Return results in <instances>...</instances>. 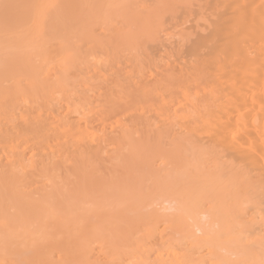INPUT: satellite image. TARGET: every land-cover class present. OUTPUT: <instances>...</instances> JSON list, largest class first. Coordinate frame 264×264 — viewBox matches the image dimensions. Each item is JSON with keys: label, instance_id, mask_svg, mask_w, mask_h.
<instances>
[{"label": "bare ground", "instance_id": "obj_1", "mask_svg": "<svg viewBox=\"0 0 264 264\" xmlns=\"http://www.w3.org/2000/svg\"><path fill=\"white\" fill-rule=\"evenodd\" d=\"M52 1L54 2L56 0ZM30 2L27 3V8L24 7V9L26 8L24 11H29L31 6V13L29 11V15L31 14V16L20 10L23 15L19 12L20 17L17 16L16 19L14 17L15 20L13 21V19L10 20L9 17L7 20V16L4 18L3 13H1L2 21L4 19L6 21H4V24H1V26L4 25L1 31L7 26L10 29L9 31L5 28L7 32L14 34L17 25H19L18 27L22 26V24L23 26H25V24L30 25L32 24L30 23L31 20V22H33V30L35 31L36 29L37 32V34L34 33V37L37 36L36 38L39 39L38 32H42L43 27L41 24L45 21L44 19V21H42V15H47L49 11L48 8L50 7L47 8L48 10L45 9V7L48 6V4L50 5V0L49 2L45 0V2H48L47 4L44 3L45 6H42V3L39 4L38 0H34V5L29 6ZM70 2V0H67L65 5L70 7ZM38 5H41V7ZM36 6H38L37 10L34 9ZM191 7H189V9ZM183 8L182 6V10ZM62 9L64 8L62 7ZM215 12L214 24L210 26L212 29L211 35L209 36L210 38H208L207 42L204 41L200 50L197 49L199 52L201 51L200 53H197L196 49H194L195 52L192 51L193 59L190 64L186 63L189 64L188 66L186 64H182L181 67L177 66L179 69H176L177 71L175 70L174 72L175 66L173 67V63L175 64V62L172 61V66L167 68L169 74L167 70H165L168 65L167 63L166 65L165 62L161 71H159L157 66L159 63H157L156 67H153L151 70L148 69V73L149 70L151 72L148 75L145 72V68L141 69L143 68L142 65L139 67L140 70L138 68L135 72L134 69L132 70L133 73H130L132 80H136L133 84L140 85L141 88V85H143V88L144 85H154L150 91L153 93V88L155 93L158 91V98H160L165 105L169 100V111L172 110V108H170L172 105L170 101L172 100H170L171 98H166L165 94H168V92L165 93L166 90L164 88L165 91L161 93L163 89H156L157 86L155 87V85L160 87L161 85H169L172 92L176 87H174V85H207L209 90L210 85H215V87H213V89L215 88V90H213L215 91V108L214 110L210 109L212 111L209 113L212 112V118L208 116L210 120H207V123L208 121H213L214 123L212 125H214V127L211 126V124H205L206 126H204V128L207 127L205 133H203V130H205L203 126H201L203 130L201 129L202 132L200 131L201 133L199 135V131L196 130L198 133L195 131L197 125L195 126L193 122L188 126L185 125L188 124L193 113H195L196 117L202 115V119L207 110L204 109V111H202V109L201 115L196 114V111L199 112V107H196L195 99L193 102L189 100L190 106H187V110H185L186 107L184 109L182 108L183 113L180 115L182 117L180 121L186 120L187 122L183 125L181 124L182 122H176L177 125L180 123L183 129L186 126L185 130H187V132H184L185 134L183 132V135L177 133L172 134L168 129L162 132L156 130L154 133L149 129H145L147 127H145V123L149 120L147 119L144 123V129L145 132L146 130L149 131L143 133V129H138L142 131L143 134L140 135V138L138 135L136 140V137L134 140L132 138L134 129H132L133 132L131 135L125 132L128 128L123 129L125 131L120 130L119 132H114L115 130H113V128L111 131L107 130L108 124H112L113 117L123 113V111L127 109L123 106L124 103H122L123 109H121L120 104L117 105L118 107L116 106V108H114L113 106L115 104H113L112 101V103H109L102 109L100 106V110L96 111L98 107L96 110L95 108L92 109L91 103L86 104V102L82 101L87 90L83 93V96L78 94L80 96L78 100L80 101L77 104L75 102V105H77L76 107L71 100L69 102L67 101L68 104L66 106H63V104L61 106L59 103L60 107L58 103L52 106L51 101L48 100L51 103L52 109L49 108V110L47 109L48 111L42 114L40 113L41 107L39 108V105H37V107L33 108L35 110L34 112H30V114L27 115L24 112L21 116H19V114L18 116L20 119L19 122L17 120V124H13V120L11 119L8 121V117L6 118L7 121H5L3 117L5 115H0V117L2 116V119L0 118V264H262V261H264V216L261 218V223L258 222L260 223L258 225L256 216L251 217L247 211H249V205L251 206L250 210H253L252 205L257 203L256 201H258V204L262 201L260 206L257 204L256 207V204H254V206L258 208L257 210L264 204V0H215ZM192 14H194V12ZM23 16H27L25 17L27 22H23V20H25ZM12 21L13 23H11ZM39 21H41V24ZM66 22L65 24H68ZM188 22L190 21L188 20ZM191 22L190 24L192 25ZM200 23H202V21H200ZM174 24L176 25V23H173L172 28ZM43 25L46 27L45 24ZM195 26V29H197L198 26ZM63 27L64 25L61 28L63 29L64 35L65 28ZM23 29H25V27ZM31 29L32 27L29 33H33ZM170 29L169 27V33H171ZM192 29L194 28L192 27ZM45 30H43V34L44 32L46 33L49 28L46 27ZM50 31L55 34L53 29ZM50 31L49 34L51 35L52 32L50 33ZM199 31L203 34L202 30L199 29ZM7 32L3 29V33H0V36L1 34L8 36V34H6ZM181 32L182 31L178 33V38L180 39H182L181 36H179ZM18 35L20 36V33ZM18 35L15 34L16 38ZM24 35L26 36L27 34L25 33ZM32 35L33 34H31V36ZM172 35L173 34L169 36L172 38ZM184 35L185 34H183V36ZM44 36L47 38L46 34H44ZM186 36H188V34H186ZM46 38L44 37L45 40L42 39V45L47 47L48 45L45 44ZM185 38H183V40ZM188 38L190 39V37ZM5 40L8 39L5 38ZM25 40H27V38ZM31 40H33V38H31ZM181 42L183 43L184 41ZM24 43L26 45L27 42L23 41V46L25 47ZM31 44L32 47H34L33 43ZM38 44L40 45L41 51L42 45L40 42ZM3 45L4 44L1 45L0 49L4 48ZM35 45H37V43ZM39 47H37V49ZM46 47L44 49L45 55L42 49V54L45 56L46 62V58L49 62V59L53 60V58L56 59L57 56H62V62L65 59L64 62L67 63L66 60L68 59L69 63L72 54L69 52V58L66 57L67 51H69L67 47L65 50L66 55L62 49L59 52L48 50ZM174 49L175 48H173V50ZM10 50L12 54V47H10ZM187 51H189V49ZM165 53L167 52H164V55ZM161 54L162 53H160V55ZM15 55L13 53L11 59H14ZM28 55L30 57V54ZM36 55L38 56L39 54ZM168 55L165 58L169 61ZM182 55L181 53L180 57ZM25 56L26 55H24V57ZM38 57L40 58L41 56ZM103 57L100 59L99 57L97 58L101 60ZM146 57L149 59L150 54ZM143 59L145 60V58ZM153 59L155 58L153 57ZM156 59L155 61L158 62L161 58L158 60ZM18 60L19 59L16 61L14 60L15 63H17ZM41 60L43 61V59ZM99 60L95 61L97 62L95 64L96 70L95 67L93 70L92 66L91 69L94 73V77L96 74V76H98L97 80L101 82L100 76L103 75H101L100 69L103 67L99 66L100 69L98 71L97 66L99 65ZM28 61L30 64V59ZM70 61H73V59ZM3 62L4 63L1 62L2 65L6 63L5 61ZM93 62L94 59H92V64ZM156 62L153 60L152 63L156 64ZM145 63L144 66L147 70V61ZM68 65H63L65 71H69L67 70ZM83 65L85 67L87 63H83ZM32 66L30 67L32 68ZM7 67L6 65L4 66V68ZM171 67H173V72L169 70ZM17 68L19 72L21 68L16 67L15 72ZM122 69L124 70V68ZM5 71H7V69H5ZM65 71L63 69V72ZM34 72L36 71L34 70ZM52 72L53 71H51V73ZM55 73L56 72L53 74ZM50 74L48 76H51ZM73 74L74 77L77 76V74L76 76L75 73ZM120 74H122V72H120ZM128 74L129 72L126 75ZM131 74H133V76H131ZM36 75L37 72L36 74L33 73L32 77H34V81L32 77L31 80L34 84L36 80V85H39L40 79H35ZM48 76L44 78V80L48 78L47 85L51 78H53L52 76L50 78ZM82 76L80 75V77ZM121 76L114 75L113 83L110 81L111 83L108 85H122L124 78L121 79ZM84 77L85 76H83L81 80H83ZM91 77L90 79L88 78V80L92 81ZM125 79L123 82H125ZM86 80L84 79V82L80 83H82V85H88L89 81L86 82ZM127 80L128 78L126 81ZM28 81H30V78ZM61 81L63 82L61 86H65L63 79ZM66 82H68V80ZM69 84L74 85L71 83ZM125 85L124 83L123 87ZM127 85L129 86L130 83L128 82ZM171 85H173L174 89L171 88ZM95 86H97V84L92 86V89L93 87L95 88ZM129 87L131 88V86ZM97 89L99 91L100 88ZM148 89H145V91ZM183 89L185 90L183 91ZM115 90L117 91V88L113 89V91ZM176 90H179V87L178 89L176 88ZM203 90L206 92L208 89L206 87V89L204 88ZM136 91H134V94ZM213 91H211V93L208 91L207 96L211 94L212 98V95L214 96L212 93ZM34 92L36 93L37 90L32 91V94H30V92L27 94L29 101L25 102L24 99V101H22L23 104L25 103L27 106L30 99H32L33 104L39 103L35 102L33 99L39 100V98H42L40 102L44 100L43 97L40 96H35L34 98ZM80 92H83V90ZM108 92H110V90ZM141 92L142 90L140 93ZM143 92L141 95H143ZM182 92L183 93L180 95L181 97L179 96L177 98L176 95L178 93H175V91L169 93V95L173 100H181L185 105L188 96L187 92H189V90L185 87L182 88ZM192 92L195 94V90ZM199 93L201 94L200 91ZM203 93L201 94V98H198V101L200 99L203 100L204 97L206 98V96H202ZM36 94H38V92ZM137 94L138 98H136ZM137 94L132 96L139 99L138 91ZM119 95L121 94L119 93ZM97 96L96 94V97ZM132 96H130V98ZM28 98H26V100ZM114 98L117 97L115 96ZM119 98L118 96V99ZM85 99L87 100L88 96ZM93 99H95V97ZM130 100L133 101V99ZM205 100L206 99L202 101L203 104H199L200 108L202 106L210 108L213 104L210 103V105L207 106L208 102H205ZM32 101L30 102L31 105H33ZM47 102L45 104H47ZM64 102L66 101L64 100ZM117 102L118 101H116V103ZM139 102L140 100L138 103ZM200 102H197V105ZM133 103L135 104V101H133ZM23 104H21V106H23ZM205 104L206 106H204ZM16 106H18V104ZM213 107L214 105L212 108ZM42 108L44 110L46 107L43 106ZM175 108L177 109L180 107H178L177 104ZM162 109H164V107H162ZM162 109L161 115L163 114ZM9 110L11 111V109ZM155 112L159 113L156 110ZM171 114L172 113H170V115ZM205 114L206 117L207 113ZM195 115L193 116L194 119L196 118ZM16 116L17 114H15V117ZM145 118L147 117H143L144 121L146 120ZM93 119L95 120L94 124L97 123L96 125H92ZM134 119H136V117ZM120 120L122 121V119ZM161 120L163 119L161 118ZM191 121H193V119ZM205 121L206 119H204V122ZM158 122H155L156 126L153 124L154 129L157 127ZM167 122L168 118L166 123ZM126 124L128 125V123ZM168 125H166V127H168ZM172 125L171 122V127ZM124 126L126 125L124 124ZM132 126L134 125L131 119V127L129 128H132ZM208 130H210V133L208 132V134H206ZM135 132L137 134V130ZM108 149L110 150L108 151ZM114 151L115 156L113 155ZM29 152L33 154L29 155ZM104 152L110 156V158L106 157L105 161L108 158H112V160L116 159V161L120 162V165H122V167H120V165H118V168L114 167L112 171L109 169V171H111L110 173L106 171L107 169L104 171L101 169L104 174L107 173V177L109 176L108 180L105 175V180L101 177V174L98 175L100 170H98V166H96V163L102 158L100 155ZM109 152H112L113 157ZM156 154L158 156H156ZM191 154L192 156L193 154L196 156V162L192 157V162L194 163H190V161L187 162L188 158H185L187 155L191 156ZM155 156L162 162L160 161L161 163L159 162V164L158 161L157 163L153 162L151 157H154L156 161ZM94 157L98 159H96V163L95 160L92 159ZM84 158L86 163L85 161L83 162ZM223 158L225 160L220 162L219 160ZM75 159H78L77 162L79 164L81 163L80 165L83 167L74 164V162L77 163ZM30 160L35 163V165L32 163V166L34 165L33 169H31L33 173L31 171L27 172L30 168ZM26 161L29 166H26ZM92 161L95 163L94 165ZM218 161L220 164H217ZM68 163H71L68 167V169H71V172L67 171L66 164ZM136 163L139 164L136 165ZM162 165H164V167ZM88 166L91 168V171L88 169ZM62 169L64 171H62ZM25 170L28 175L25 180L31 177V180L33 179V181H31L33 182L32 185L36 183L37 187H35L36 185L31 186V183L30 186L29 183L28 185L24 184V179L22 181L24 185H20V181L23 178L20 175L26 174ZM61 171L63 175L59 173ZM88 171L89 174L87 173ZM115 171L116 174L114 175ZM93 172H95L96 175H91ZM117 173H121L120 176H117ZM15 175L17 181H15ZM34 178L38 180L39 178L40 180L41 178H45V180H42L40 183V180L35 181ZM41 184H43V187H41ZM44 184H46V187H44ZM26 187L29 188V190L31 187L35 188L31 193L29 192V194H27L26 191L29 190L25 191ZM19 189L22 191H19ZM263 209L260 208L262 215H264ZM11 211L12 214L10 213ZM159 225L164 227L160 229V231L156 230V227ZM245 227L247 229H245ZM251 228L252 232L250 230ZM143 229L147 230V234L145 233L143 238L140 236L138 244L129 245L130 248L121 251L122 247L129 244V236L131 242L136 240L131 238L133 235L132 232L134 233V231H136L135 234L138 231L144 232ZM185 244L191 245L185 247Z\"/></svg>", "mask_w": 264, "mask_h": 264}, {"label": "rangeland", "instance_id": "obj_2", "mask_svg": "<svg viewBox=\"0 0 264 264\" xmlns=\"http://www.w3.org/2000/svg\"><path fill=\"white\" fill-rule=\"evenodd\" d=\"M33 1L34 0H0V31H1V28L4 26V25L1 26V24L2 23L4 24V21H5V19L2 21V18H1L2 14L1 13H3V17L4 18H5V16H7V18H6L7 20H8V17H9L10 20L13 19V21H14L17 18V16H19V12H20V14H22L20 10H22V12H25L24 10H26L28 2H30L29 6L30 5H34ZM66 1L67 0H56V1L53 2L52 0H50V5L48 4V6L45 7V9L50 7V8H48L49 11H48L47 15L46 16L42 15V21L45 20L42 23L45 24L47 28H49V30L46 33L44 32V34L47 35V38L42 33L43 30L46 29V27H44V25L41 24V21H39V22H40L41 26L43 27V30H42V32L39 30L40 33L38 32L39 39L36 38L37 36L34 37L35 36L34 33L37 34V32H36V29H35V31L33 30V22H31V20H30V23H32V24H30V25H26L25 24V26H23V24H22V26H20V27H18L19 25H17V29L18 30L16 29V26H15L16 30L14 29L15 30L14 34L13 33L10 34L9 32H7L6 29H8L10 31V29L7 26L5 27L6 29L3 28L4 31L7 32L6 34H8V36H5L3 34H1V36H0L1 39H2V41L0 39V47H1L2 44H4L3 45L4 48L0 49V65H1V67H0V69H1V71H0V115H2V116L5 115V116H3L5 121H7L6 118L8 117V121H9V119H11V120H13V124L14 123L17 124L19 122V119H20L19 116H21L24 112L26 113V115L30 114V112L31 113L34 112L35 110L33 108L37 107V105H39V108L41 107L40 113H42V114H43V112L48 111L49 108L52 109L51 103H52V106L56 105L58 103V105L60 107V104H61V106H62V104H63V106L64 105L66 106L68 104L67 101L69 102L71 100V102H74V105H75V102L77 104L80 101V100H78V99H80V96L78 94H81L83 96V93L87 90L85 92V94H87V95L84 94V96H85V98L88 96V99L86 100L84 98V96H83L82 101L86 102V104H90L91 103V106L93 107L92 109L95 108V110H96V108L98 107L96 111H99L100 108L101 109L104 108V106L108 105L109 103H112V101H113V104H115L113 106L114 108H116V106L118 104H120L121 109H123L122 108L123 106H125V108H127V109H125L123 111V113H120L119 115L117 114V115H115V117H113L114 119H112L113 120L112 124H110V125L108 124L107 130L111 131L112 128H113V130H115L114 132H116V131L119 132L120 130L125 131L123 129L128 128V130H126L125 132H128L131 135V133L133 132L132 129H134V133L132 134L133 140H134L135 137H136L135 138V140H136L138 135H139V138H140L141 134L146 133L149 130H151L154 133L156 132V130L158 132H162V131H165L167 129L172 134H176V133L177 134H182V132L186 133L187 132V130H185L186 126H188L192 122L194 123L195 126L197 125V127H196L197 129H195V131L196 130L199 131V133L196 131L199 135H200V133L203 130L201 126H203V128H204V126H206L205 124H211V126L214 127V125H212L214 122L213 121L212 122L208 121V123H207V120L209 119L208 116L210 118H212L211 117V113L212 112L209 113L210 111H212L210 109L214 110V108H215V94H214L215 91H213V90H215V88L213 89V87H215V85H212V86L210 85V90H209V87L207 85H199V86L198 85H194V86L193 85L192 86L191 85H181L182 87L179 86V85L178 86L174 85V87L176 86L175 89H174L173 85H171V88L174 89V90L172 89L173 92L175 91V93L179 94V95L178 94L176 95V98L179 97L183 93L182 92V88L186 87L189 90V92H187L188 96L186 98L185 105H184L183 102H181V100L180 101H177L178 99L173 100L172 97H170L169 93H173V92L171 91L169 85H161V87L158 86V85H155V87L157 86L156 89L157 88H159L160 90H161V88L163 89V91L161 90V93H163L165 90H166L165 93L168 92V94L167 93L165 94L166 98L167 97H168V99L171 98L170 100H172V101H170V102L173 105V106L172 105L170 106V108H172V110L170 109L171 111H169V104H170L169 100L167 99L168 102L165 105V103H163L160 100V98H158V96H159L158 91L155 93L154 88H153V93L150 91V89L152 87H154V85L153 86L152 85H144L145 89H148V87H149V89L146 90L147 91L146 92L145 89L143 88V85H141L142 86V88H141L140 85L133 84V83H135L136 80L135 81H134V79L132 80V77H130V73L131 72L133 73L132 70H134V69H135V72H136V70L139 67H141V65L143 66V68H141V69L145 68V72L148 75V74L151 73L150 70L153 67H156L157 63H159V65H157V66H158L159 71H161L163 69L162 66L165 65L166 63L168 65L166 64L167 67H166L165 70H167V68H169V66H172V63H171L172 61L175 62V64L173 63V67L175 66L174 72H175L176 69L178 70L179 67L182 66V64L183 65H185L186 63L190 64L192 59H193V57H192L193 52H195L194 49L200 50L201 47H202L201 45L204 43V41L207 42L208 38H210L209 36L211 35V32H212V29H211L210 26L214 24L213 22L215 20L214 17H215V14H216V12H215V0H192V1L191 0H70L71 1L70 3L72 4V5L70 4V7H67L65 5ZM184 1H186L187 3L184 2ZM38 2H39V4L42 3L43 4L42 6H45L44 3L47 4L49 2V0H48V2H45V0H38ZM51 3H52V5H51ZM194 4H196V5H194ZM53 5H54V7H53ZM60 5H61V7H60ZM38 6L41 7V5H38ZM38 6H36L35 8L34 7H32V8L37 10ZM182 6L184 7L183 8L184 11L182 10ZM188 6L189 7L192 6L193 8L191 7L189 9ZM1 7H2L3 11L1 10ZM24 7H26V8L24 9ZM62 7L64 9H62ZM185 8L186 9L188 8L187 11H186ZM42 9H43V7H42ZM30 10H31V6H30ZM47 10H46V12H47ZM29 11H27L25 13H28V15H29ZM193 12H194V14H192ZM30 13H31V11H30ZM66 13H67V15H66ZM29 16H31V14ZM32 16H33V14H32ZM180 16H181V18H180ZM14 17H15V19H14ZM25 17H27V16H25ZM25 17H24V19H25ZM65 17L68 18V19H66ZM189 17H190V19H189ZM39 19H40V17H39ZM179 19H182V20H179ZM26 20L27 19L23 20V22L26 21ZM188 20L190 22L192 21L191 22L192 25L190 24V22H188ZM13 21L11 23H13ZM200 21H202V23H200ZM65 22L68 23V24L70 23V24L69 25L65 24ZM11 23H10V25L13 27V25ZM173 23H176V25L174 24L175 27L173 26V28H172ZM63 25H64L63 28H65L64 32L67 33V34L64 33V35H63V29H61ZM195 25L198 26L197 29H195L196 28ZM30 26L32 27L31 30H33V33H29L30 32V28H31ZM41 26H40V28H41ZM50 26H51V28H50ZM57 26H58V28H57ZM177 26H178V29H177ZM188 26H189L190 29L188 28ZM24 27H25V29H23ZM169 27L171 28L170 29L171 33H169ZM192 27L194 29H192ZM20 28H21V31H20ZM27 28L29 29V31H28ZM167 28H168V30H167ZM3 29H2V31L0 33H3ZM38 29H39V27H38ZM52 29L55 32V34L52 31H50ZM199 29L203 31V34H202V32L199 31ZM173 30H174V32H173ZM49 31H50V33L52 32L53 35L52 34L50 35ZM180 31H182L181 32L182 35L180 34L179 36H181L182 39L178 38V33H180ZM192 31H193V33H192ZM197 32H198V35H197ZM19 33H20L21 37L18 35ZM25 33L28 35V37H27V35L26 36L24 35ZM166 33H168V34H166ZM15 34L18 35L17 38H16ZM29 34H30V36H29ZM31 34H33V35L31 36ZM40 34H41V36H40ZM171 34H173L172 38L169 36ZM183 34H185V35L183 36ZM186 34H188V36H186ZM175 35L177 36V39H176ZM185 36H186V38H185ZM44 37L47 39L46 42L44 41L45 44L48 45L47 47L45 45L44 46L42 45L43 44L42 41L45 40ZM167 37H169V38H167ZM188 37H190V39ZM5 38L8 39V40H5ZM26 38H27V40H25ZM31 38H33V40H31ZM183 38H185V39L183 40ZM201 39H203V40H201ZM29 40H30V42H29ZM167 40H168V43H167ZM23 41L27 42L26 45L24 43L25 47L23 46ZM181 41H184V42L182 43ZM200 41H201V43H200ZM28 42H29V45H28ZM39 42L42 45L41 51H40V47H39L40 45L38 44ZM31 43H33V46L35 47V49H34V47H32ZM36 43H37V45H35ZM198 44H199V46H198ZM169 45H170V47H169ZM180 45H181V47H180ZM8 46H9V48H8ZM36 46L39 47V48L37 49ZM10 47H12V49H13L12 52L14 53V55L16 54L14 59H11V56L13 55V53L11 54ZM45 47L48 50L50 49V50H55V51H59V52L62 49V51L65 53V55H66L65 50L68 48L69 51H67L66 57H68V53L70 52V54H72V56H70V57H71V59H73V61H70L71 59H69V63H68V59H67L66 60L67 63H66V62H64V60H65L64 59L63 62H62V56L61 57L57 56L56 59L55 58H53V60L49 59V62H48V59L46 58V60H47V62H46L45 61V56H44L45 55V53H44ZM173 48H175V49L173 50ZM42 49H43L44 55L42 54ZM178 49H179V51H178ZM186 49L187 50L189 49L190 52L187 51ZM14 50H15V52H14ZM198 50H197V53H200L201 51L199 52ZM164 52H167V53H165V55H164ZM35 53L39 54L38 56H41V57L39 58ZM160 53H162V54L160 55ZM181 53L183 55L180 57ZM28 54H30V57H29ZM101 54H103V55H101ZM149 54H150V58L149 59H151V60L147 59V57H146L147 55L149 56ZM177 54H178V56H177ZM24 55H26V56L24 57ZM167 55L169 57V61H168L167 58H165V57H167ZM27 56H28V58H27ZM103 56H105V57H103ZM138 56H139V61H138ZM20 57H21V59H20ZM23 57H24V61L25 62L23 61ZM97 57H99V59L101 57H103V58L101 60H99ZM153 57L155 59L158 57L156 60H158L160 58L161 59L158 62H156L155 59H153ZM177 57H178V59H177ZM32 58H33L34 61L32 60ZM96 58H97V60L100 61V62L98 61L99 62V65L97 66L98 67V71H99L100 67H103L102 69H100L101 75H103V76H100L101 82H99L100 80L99 81L97 80L98 76H96V74H95V77H94V73L92 71V69L94 70L95 64L97 63V62H95V61H97ZM143 58H145V60ZM17 59H19V60L17 61V63H15V61ZM29 59H30V62H31L30 64H29V61H28ZM41 59H43V61ZM92 59H94L93 64H92ZM140 59H141V62H140ZM170 59H171V61H170ZM74 60L76 61V63H75ZM153 60H154V62H156V64L152 63ZM3 61H5L6 63L2 65L1 62L4 63ZM83 61H85V62H83ZM112 61H113V63H112ZM137 61L140 63V65H139V63ZM146 61H147V66H148L147 70H146V67L144 66L146 64L145 63ZM27 62H28V67H27ZM117 62H118V64H117ZM164 62H165V64H164ZM65 63L67 65L69 64L68 67H67V70H69V71H65V67L63 66V65H66ZM83 63H87V65H85V67H84ZM170 63H171V65H170ZM124 64H125V66H124ZM189 64H186V65L188 66ZM5 65H6V67L9 66V65L10 66L7 67V68H4ZM79 65H80V68H79ZM149 65H150V67H149ZM30 66H32V68ZM91 66H92V69H91ZM177 66H179V67L177 68ZM16 67H20L21 68V69H19V72H18V68L16 69V72H15V68ZM22 67H23V70H22ZM173 67H171L169 69L171 72H173V70H172ZM47 68H48V70H47ZM122 68H124V70ZM5 69H7V71H5ZM63 69H64L65 72H63ZM148 69H150L149 73H148ZM34 70L37 72V75H36L37 77L35 76V79H38V80L40 79L41 80V83H40V80H39V83L37 81V83L39 85H36V80H35V84L32 83V80L34 78V77H32L33 73L36 74V72H34ZM95 70H96V67H95ZM139 70H140V68H139ZM49 71H50V73H51V71H53V72L50 74ZM108 71H109V73H108ZM54 72H56V73L53 74ZM100 72H99V74H100ZM120 72H122V74H120ZM128 72H129V74H128L129 77H128V75H126ZM167 72L169 74L168 70H167ZM73 73H75V76L77 74V76L74 77ZM17 74L20 75V76H18ZM49 74L53 77V78H51V80H53L54 82L50 80L49 81L50 85L49 84L47 85L48 78H46L45 80H44V78L46 76H48ZM80 75L81 76L82 75L85 76L84 77L85 80L87 78L86 82L89 81L88 85H82V83L84 82V79L81 80L83 76L80 77ZM114 75H117V76H121V75L124 76L125 75L124 77L121 76V79L122 78H124V79L128 78V80L126 81V79H125V82H123L124 81V79H123L122 85H115V86L114 85H108V84L111 83L110 81H112V83H113V76ZM51 76H48V77L50 78ZM91 76H93V77H91ZM131 76H133V74H131ZM31 77H32V80H31ZM90 77H91L92 81L88 80V78L90 79ZM102 77H103V79H102ZM29 78H30V81H28ZM61 78L63 79L65 86H61L62 83H63L61 81L62 80ZM65 79H66V81L68 80V82H66ZM93 80H94V83H93ZM59 81H61V82H59ZM132 81H134V82H132ZM80 82H82V83H80ZM128 82L130 83L129 86H131V88L133 86L134 87L136 86L135 90H134V87L132 89L133 93H132L131 88L127 85ZM42 83H44L45 85L42 84ZM69 83L74 84V85H70ZM92 83H93V85H92ZM124 83L127 85V87H126V85L123 87ZM66 84H67V86H66ZM96 84H97V86H95L96 89L93 87V89H94L93 90L92 86H94ZM90 85H91V87H90ZM98 85H99V87H98ZM178 87H179V90L181 89L180 91L176 90V88L178 89ZM206 87H207L208 90H206V92H204L205 90H203V89L204 88L206 89ZM97 88H100L99 91H98ZM116 88H117V91L116 90L115 91H116V94L120 97L119 99H118V96L115 94V91H113V89H116ZM164 88H165V90H164ZM76 89H77V91H76ZM88 89H89V92H88ZM35 90H37L38 94H36L37 92L36 93L34 92L35 93L34 98H35V96L43 97V99H44V100H42L43 102L42 101L40 102V100L42 98L40 99L38 97L39 100L38 99H33L35 102H39L38 104L37 103L33 104L32 99H30V102L32 101V104L35 105V106L31 105L30 102H28L27 106L25 105V103L23 104L22 101H24V99H25V102L29 101V98L27 97V94L29 92H30V94H32V91H35ZM81 90H83V92H80ZM109 90H110V92H108ZM111 90H112V92H111ZM136 90L139 92V99H136V98H138V94H137ZM139 90L140 91L142 90V92L145 91V92H143V95H141L142 92L140 93ZM184 90L185 89H183V91ZM194 90H195V94H193L194 92H192ZM71 91H72V93H71ZM134 91H136L135 94H134ZM199 91L201 92V94L204 92L202 96H206V98L204 97V99L207 100V101L205 100V102H208L207 106H209L210 103L211 104L213 103L210 108L209 107L208 108L207 107H203V106L200 108L199 104H203L202 101L204 99L203 100L200 99L198 101V98H201V94L199 93ZM208 91H209V93H211V91H213L212 93L214 94V96L212 95V98H211V94H208V96H207ZM118 92L121 95H119ZM75 93H77V94H75ZM96 94L98 95L97 97H96ZM136 94H137V97L134 98L132 95L135 96ZM190 94H191V97H190ZM196 94H197V96H196ZM75 95H76V98H75ZM144 95H145V97H144ZM115 96L117 98H114ZM127 96H128V100H127ZM130 96H132V97L130 98ZM24 97H26L28 99L26 100V98H24ZM94 97H95V99H93ZM154 97H155V99H154ZM192 97H194V98H192ZM96 98H97V100H96ZM50 99H52V100H50ZM72 99H73V101H72ZM130 99H133V101H135L136 105ZM143 99H144V102H143ZM194 99L196 100V107L197 106L199 107V112L196 111V114L201 115L200 114L201 110L203 109L202 111H204V109H207L205 111V113H207V116L205 117L206 114L204 113V115L202 117V119H203V121H202V119H201L202 115L200 117L199 116L196 117L195 113H193L192 118H190L188 124H185L187 122L186 120L185 121L184 120L180 121L181 120L180 118H182L180 115H181V113H183L182 108L184 109L186 107L185 110H187V106H190L191 100L193 102V101H195ZM48 100L51 101V103ZM53 100H55V101H53ZM64 100L66 102H64ZM139 100H140V102L138 103ZM189 100H190V102H189ZM116 101H118V102L116 103ZM119 101H120V103H119ZM123 101H125V102H123ZM187 101H188V103H187ZM1 102H2V104H1ZM46 102H47V104H45ZM127 102H128V104H127ZM179 102H180V105H179ZM197 102H200V103H198V105H197ZM29 103H30V105H29ZM122 103H124L123 106H122ZM129 103H130V105H129ZM13 104H14V106H13ZM17 104H18V106H16ZM21 104H23V106H21ZM40 104H42V105H40ZM177 104H178V107H180V108L176 109L175 107H177ZM2 105H3V107H2ZM24 105L27 108H25ZM74 105H73V107H74ZM161 105H162V107H164V109H162ZM213 105H214V107L212 108ZM31 106H33V107H31ZM43 106L46 107V108H44V110L42 108ZM76 106L77 105H75V107ZM156 106H159V107H156ZM204 106H206V104ZM8 107H10V108H8ZM12 107H14L15 110ZM29 107H31L32 109L29 108ZM9 109H11V111ZM161 109H162V112H163L162 115H161ZM166 109H167V113H166ZM155 110L158 111L159 113L155 112ZM2 112H4V113H2ZM147 112L149 113V115H148ZM155 113H157V114H155ZM170 113H172V114L170 115ZM13 114H14V116H13ZM15 114H17V116H16L17 119L15 117ZM134 114H135V116H134ZM175 114H177V115H175ZM144 115L147 117V118H145L146 119L145 121L143 119V117H145ZM194 115H195V117L197 119L193 118ZM118 117H119V119H118ZM135 117H136V119H134ZM130 118L132 119V124L134 125V126H132V128H129V127H131V119ZM161 118L163 120H161ZM167 118H168V122L166 123ZM120 119H122V121ZM147 119H149L148 120L149 123L146 122ZM192 119H193V121H191ZM200 119H201V123H200ZM204 119H206L205 122H204ZM17 120H18V122H17ZM170 120H171V122L173 124L172 127H171ZM177 121L178 122H182L181 123L182 125L183 124L186 125L184 127V129L182 128V125L180 123H179L180 125L179 124L177 125V123H176ZM155 122L156 123L158 122V125L154 129V125L153 124H155ZM164 122H165V124H164ZM169 122H170V124L168 125ZM94 123H95V120L93 119V124L92 125H96L97 124V123L96 124H94ZM126 123H128V125ZM144 123H145V127L146 126L148 127L149 124L152 123V124H150V126L148 128L147 127L145 128V129H149V130H146V132H145V129H144ZM198 123H199V125H198ZM124 124L126 126H124ZM146 124H148V125H146ZM119 125H121V126H119ZM166 125H168V127H166ZM155 126H156V124H155ZM162 126H164V127H162ZM178 126L180 127V130H179ZM150 127H151V129H150ZM192 127H194V126H192ZM138 129H140V130L143 129L142 130L143 133H142V131H140ZM204 129L205 130H203V133H205L207 127L204 128ZM130 130H132V131H130ZM136 130H137V134L135 132ZM208 132L210 133V130H208L206 132V134H208ZM202 135H204V134H202ZM111 149H112V147H111ZM109 150L110 149H108V151ZM112 151H113V149H112ZM30 154H33V153L29 152V155ZM109 154L112 155V152L111 153L109 152ZM101 155H103V156H101ZM101 155H100V157H102V158L97 163H96L97 157L96 158L94 157L92 159L95 160L96 166L99 167V168L97 167V169L100 170V173L98 174V172L96 171L97 174L98 175L101 174L102 175L101 177L104 178V175L106 176L107 173L104 174L103 171L105 169H107L106 171L108 173H110L112 170H114L113 169L114 167L118 168V165H120V162L116 161V159H114V160H112V158L109 159L110 156L108 154H105V152L103 154H101ZM113 155L115 156V151H114ZM113 155H112V157H113ZM153 156H154V153H153ZM156 156H158V155L156 154ZM156 156H155V158H156ZM189 156L190 155H187L185 157V158H188L187 162L190 161V163H194V162H192V157H193V159L196 162L195 154H193V156H192V154H191L190 157ZM194 156H195V158H194ZM106 157H109V158L105 161ZM185 158H184V161H185ZM190 158H191V160H190ZM139 159H141V158H139ZM152 159H153V162H155V163H157V161H158V164L161 161V160L159 161V158H156V161H155L154 157H151V160ZM77 160H76V162H77ZM108 160H109V162H108ZM110 160L112 161V164H111ZM223 160H225V159L223 158V159H221L219 161L221 162ZM84 161H85V158H84L83 162ZM219 161L217 162V164L219 163ZM28 162H29V160H28ZM225 162H224V164L226 165ZM26 163H27V161H26ZM32 163H34V162H31V160H30V168L28 167L29 169L27 170V172H29V171L32 172L31 169H33V166L35 165V163H34V165L32 166ZM85 163H86V161H85ZM95 163L93 162V165ZM116 163H117V165H116ZM74 164L80 165L81 163L79 164L78 162L77 163L74 162ZM138 164L139 163H136V165H138ZM66 165H67V171H70L71 169H68V167L71 165V163H68ZM26 166H29L28 163H27ZM80 166H82V165H80ZM162 166L164 167V165H162ZM120 167H122V165H120ZM86 168H87V165H86ZM88 169L91 171L90 167ZM101 169H103V171ZM109 169L111 171H109ZM119 170H121V169H119ZM62 171H64V170L62 169ZM62 171L59 172V173H62ZM83 171H84V168H83ZM92 171H93V168H92ZM116 171H115L114 175L116 174ZM121 171H123V170H121ZM5 173H7V172H5ZM25 173H26V170H25ZM87 173L89 174V171ZM94 174L96 175L95 172H93L91 175L94 176ZM120 174L117 173V176L118 175L120 176ZM61 175H63V173ZM20 176L23 177L22 180L20 181L21 182V184H20L21 186L24 185V184L28 185V183H29V186H30V183H31V186H35L36 185V183H35V185L34 184L32 185L33 182H31V181H33V179L31 180V177L25 180V178H27V176H28L27 173L23 174V175L21 174ZM24 176H26V177H24ZM117 176H115V177H117ZM12 177H14V176H12ZM91 178H92V176H91ZM23 179L25 181H23ZM34 179H35V181L38 180L37 178H34ZM106 179L108 180L109 176L108 177L106 176ZM39 180H40V178H39ZM42 180H45V178L44 179L41 178L40 183L42 182ZM104 180H105V178H104ZM15 181H17L16 180V175H15ZM18 181H19V179H18ZM22 181H23L24 184L22 183ZM26 181H28V182H26ZM98 181H99V179H98ZM20 182H18V183H20ZM29 186H27V187H29ZM27 187H26L25 191L29 190V188H27ZM35 187H37V185ZM35 187H31V189L29 191H26L27 194H29V192L31 193ZM41 187H43V184H41ZM44 187H46V184H44ZM19 191H22V190L19 189ZM34 196H35V194H34ZM256 202L257 203H254V204H256V207H257L258 201H256ZM261 202H259V204H258L259 206H260ZM254 204L252 205L253 210H250L251 206L249 205V208H248L249 211H247V212H248V214H250L251 217L256 216V219H257L256 221H257V224L259 225L261 223L260 222L261 218L264 216V215H262V211L260 212V208L263 209L264 204L261 205L262 207H260L259 210H257L258 208H256L254 206ZM10 213L12 214V211ZM258 222H260V223H258ZM247 226H248V224H247ZM160 227H161V225L157 226L156 230L160 231V229L164 228V227H161V228ZM246 227H245V229H247ZM143 230H144V232L141 231L142 233L138 231L139 232V236H138V232L136 234H135L136 231H134V233L132 232L133 235H132L131 238L134 239V240L136 239V240L134 242L133 241L131 242L130 236H129V244H126L124 247H122L121 251L127 250L132 245H135V244L137 245L138 241L140 239V236H142V238H143L145 233L147 234V230L146 229H143ZM241 230H243V229H241ZM250 230L252 232V228ZM134 235H136V236H134ZM136 237L138 238V240H137ZM190 240L194 241L192 239H190ZM190 245L191 244H189V245L185 244V247L186 246L188 247Z\"/></svg>", "mask_w": 264, "mask_h": 264}, {"label": "snow or ice", "instance_id": "obj_3", "mask_svg": "<svg viewBox=\"0 0 264 264\" xmlns=\"http://www.w3.org/2000/svg\"><path fill=\"white\" fill-rule=\"evenodd\" d=\"M262 264H264V261H262Z\"/></svg>", "mask_w": 264, "mask_h": 264}]
</instances>
